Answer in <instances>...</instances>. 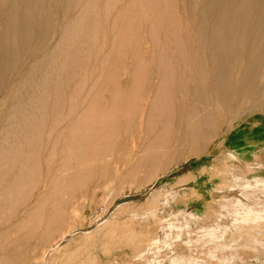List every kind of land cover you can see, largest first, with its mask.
<instances>
[{
    "label": "rangeland",
    "instance_id": "374dc122",
    "mask_svg": "<svg viewBox=\"0 0 264 264\" xmlns=\"http://www.w3.org/2000/svg\"><path fill=\"white\" fill-rule=\"evenodd\" d=\"M6 1L7 0H0V4L4 5L6 4ZM62 1L64 0H53L52 12L56 17V29L54 30L56 37L55 39L53 37L46 40V46L48 48L50 47V49L54 48L55 45L59 42L61 31L64 25L73 17H75L80 9L78 7L76 8V10L74 9L66 13L62 5ZM84 1L85 0H83V2ZM181 1L183 0H180V2ZM236 1L238 0H230V3L234 5L233 2L236 3ZM54 2L56 3L54 4ZM128 3H130V0H97V30L95 31V33H97V36L95 37L96 34L94 35L92 33L91 38L89 39L90 41L88 40L85 43L86 45H84V49L87 50L85 56L86 54H88V56L90 55L89 58L91 57V59H84L86 63L85 66L88 64L89 69L88 65L87 68L84 67V70H86V72H82L83 76L79 75L78 77H76L72 82H70L69 85L66 86L64 90L65 112L69 110L71 104H75L77 106L76 113L80 111L84 112L87 107L90 108L91 106H94V108H91L95 110L92 111L91 108L90 110L87 109L88 112H86V114L89 113V115L93 117H91L92 119L90 118L91 121L96 122L99 117L101 120H98V125L95 122H90V120L86 121L85 124L89 126L90 124H88V122H90V126H93L92 123H94L95 127H93V129L95 130L97 128L95 131H97V133L100 132L97 137L100 134L103 135H100L102 137H98L99 140L97 138L98 144H96L97 146H95L97 148L98 146H101V148H99L101 149L100 151L105 149L106 151L109 150L107 152L104 151L99 154L101 157L98 156V163L96 161V156L94 155V157L92 155L93 151L91 152L90 150L91 154L89 153V157L91 155L90 158L92 159H89V163L88 161L85 162V167L87 166V164H90V166H87L86 168L83 167L85 170H81L80 173H78L79 171L73 172L75 171L74 169L72 172H69L71 169H68L67 173L65 171V173L68 175L65 176V181L67 183L73 181L74 183L72 184L77 183L75 185H79L78 188L80 187V185L82 186L81 188H83H79L81 189L79 190L77 187H75V189L77 188L76 190H78L80 194L79 196H81V194L83 193V197H79L80 199L78 200V202L80 200L82 202L80 201L81 203L79 202L80 204H78L76 200L75 203L78 204V206L81 205L80 207L75 205V209L78 207L76 210H79L80 214H78L79 212L75 211L76 217H74V221L73 223H71L73 224V226H71L72 228L67 225V227L65 226L66 229L62 228L63 230H67V234L63 238L61 237V232H63L61 231L62 229L55 230L52 233L53 235L51 234V237L49 236V238L47 237L45 239L46 241H43L41 239L37 240V236L27 237L26 228L22 229L24 230V233L20 231L22 236H19L20 232L14 234L12 233L11 235H9V238L5 239L7 241L2 240V243L5 242L7 244L6 245L4 243L6 246H10L13 248L19 245H26L25 247H22V249L27 247L28 248L22 250L20 248L21 246L19 247L23 256L20 255V252L19 256L17 255L18 253L14 255L9 253L8 255L7 251L5 252L2 250L1 252L0 249V264H7L5 262L3 263V261L6 260L9 261L8 264H20L21 262V264H37L39 259L36 256H38L42 251L40 247L42 246L43 248V246H47L46 244H50V241L53 242L51 244H54V247L58 246V254H61H59L60 257L57 260L56 264H264V246L261 247L262 245L259 243L258 249H254L256 247L253 248L252 244L247 246L245 245L243 247V245H237L238 241L236 240L240 238V235H238V233L236 232L237 227L245 228L246 226L250 225V223L256 218H259V222H262L264 218V82H262L260 79L258 80L257 78V80L253 81L250 84L241 85L237 90H235L236 96L233 95V97L228 101H226L224 98L223 103L219 102L216 98H213V102H211V110H213L212 113L214 118L213 126H207L209 123L207 125L201 124L202 126L199 128L200 132L196 134L191 133V125L186 122L187 120L184 121L183 119V117L185 116L184 113H186L187 109V101H192V99H194L193 101L195 102L193 103L192 101V105H196L197 102V95L195 97L196 92L194 93V90H192L194 87V83L193 81H191L192 84L190 82H187V85L190 86V89H178L179 91H176L174 98L175 104L177 105V115L179 117H182L181 119L183 121L179 119V117L175 118L176 120L170 119L166 122L164 121V119L159 120L160 117H157V114H159L160 112H155L156 110L158 111L159 106V100H157L159 99V97H157L158 92L156 88H158V86L161 84L160 79H164L162 73L163 68H160L159 64V53L161 51V48L163 47H161L163 43L160 42H163V37L161 34L160 39L162 41L158 39L159 36L155 39H150L147 37V40L145 41V37H143L145 35H142V40L144 41L142 42V44H139L140 54L138 55V53L136 52L138 55L136 57L134 54L135 47L130 42L131 29L130 19L128 18L131 17L132 9L128 8ZM184 3L188 4L187 0L181 2L182 7H180V13L181 10H184ZM185 7L187 8V6ZM187 9L189 10V8ZM185 10L181 13L184 18H186L187 15L189 17L193 15V13L189 12L190 10ZM184 12H186L187 15H185L186 13ZM139 14L141 15L140 9ZM142 15L141 18L142 20L144 19L142 23L146 25V19L142 17ZM252 15V17H255V21L254 19L251 20V16H249L248 21L252 24H255L257 22V14L255 12ZM142 23H140V26L145 34L147 33V31L145 29V26H142ZM251 23H248V25H250ZM58 24L62 27L60 26V28H58ZM255 25H257V23ZM255 25L251 26L254 27ZM90 42L91 44L89 45ZM93 43L95 44L93 45ZM185 43L187 46L190 44V46L193 48L191 49L190 46H188L189 52L192 53L191 57L196 56V54L201 52L200 49L195 47L196 45L193 44V41L190 42L189 40H187V42L185 41ZM168 48L169 50H171L170 48L173 47L172 45H168ZM193 52L195 53V55ZM38 56L41 57L42 54L40 53ZM38 56L36 59L33 58L31 60H26L25 62L27 63L24 64V67L20 72H16L10 75L12 77H9V79H7L8 81L6 80L7 82H5L6 85L4 84V87L2 86L0 92V101L2 98H7L15 88L14 86L19 84L20 80L22 81V79H24V74L39 58ZM57 57L58 63L56 65H53L55 70H53L55 72V74L53 75L55 76H53L51 80H54L55 77H57V75L59 74L60 71H58V69L56 68L59 67V63L64 60L65 52L57 51ZM32 60L35 61L33 62ZM87 60H89V62ZM145 69H148L149 72ZM88 71L89 73L87 75ZM144 74L148 75L149 77H146ZM150 76L154 81L150 79ZM170 77L168 76V78ZM182 77H184V79L189 78V76ZM13 83L15 85H13ZM92 85L94 86L93 88ZM130 85L132 88L130 87ZM81 87L83 90L81 89ZM133 87L136 88L133 89ZM117 91L118 93H116ZM53 92L54 91L50 90V100L54 98V96H57L55 95L57 93L54 94ZM74 94L75 99L70 98ZM150 94L154 95L150 96ZM84 97H86L87 99L84 100ZM68 98L70 100H68ZM119 99H121L120 102ZM132 99L133 101H135L132 102ZM185 99L187 100L185 101ZM73 100L77 102L72 103ZM112 100L113 102L115 101L116 107L115 105L113 106L115 108L118 107V109H115V113L113 114V116L112 111L114 110V108L112 109L113 106L110 107L113 103ZM147 100H149L148 102L150 103H154V105L146 103ZM176 101L179 103V107L182 105V109L181 107H178V103ZM8 103L10 104V102L7 101L6 104L8 105ZM123 103L125 105H122ZM84 104L86 105L84 106ZM136 104L137 107H139L138 109H140L142 106L145 107V105L143 104H146L147 108L145 107V111H143V107L142 110H138L136 109ZM204 104L208 106L207 102H205ZM5 105L0 106V108H3ZM149 105L153 107H151L153 110L149 107ZM155 105L156 107H154ZM220 105L221 107H219ZM105 106H107V108H105ZM123 108L126 112L122 110ZM106 109L111 112V114L109 112V114L107 115L111 116L112 118L104 115L105 112H107L105 111ZM178 109H180L181 112L178 111ZM100 110H104L105 112H101V114L99 115L98 112L100 113ZM130 110L131 112L129 113ZM116 111L119 112L117 113ZM122 111L124 113H122ZM136 111L138 113L142 112L144 114L142 120L138 119L141 117L136 113ZM90 112H94L96 114H90ZM202 112L204 113V110H202ZM76 113L69 116L64 122H62L59 125L60 128L67 125L68 121L70 122L73 118H75ZM133 113L135 114V116L132 117ZM180 113L184 116L180 115ZM97 114L99 115V117ZM101 116L107 117H104V119L109 122L107 123V125L109 124L108 127L117 126L118 130L115 129V135H119L121 133L118 138L116 136H111L114 135L115 130L111 132L114 127L112 129L106 128V122H104V120L102 119L103 117L101 118ZM108 117L111 119L109 120ZM114 117L117 120L114 119V121ZM127 117L131 118L129 119ZM178 119L179 122H176L178 121ZM161 121H164V123H162ZM151 123H153V125ZM100 126L104 127V129H101V131L99 129ZM137 126L140 127L138 128ZM149 126H151L152 128ZM136 127L138 129H136ZM109 130L111 132H109V134L111 135L107 133V131ZM102 131L104 133H107L108 135L106 134L105 136ZM150 132L152 133V135ZM93 133V131H90V134ZM160 133L161 135L167 134V136H165V138L162 137L160 141L159 138L157 141H155L157 139V135ZM161 135H158V137H160ZM104 136L108 141L106 140V138L103 139ZM107 136H111L113 138L112 141L115 144L111 142L112 138H109ZM100 138L103 140H100ZM116 138L119 140H117ZM196 138L198 141H195ZM104 140L106 142H104ZM107 142H110L108 143L110 145L113 144L112 146L116 145L115 147L120 145L119 149L118 147L116 149L114 147V149H118L119 152L115 151L113 147V150H111L110 146L109 148L107 146L105 147V145H108ZM157 142L159 145L158 147L161 146L162 148L159 153H156L157 150H153L157 145H155L154 143ZM145 143H147L148 145ZM140 144L142 146H140ZM149 144L152 145L149 147ZM58 145L57 154H59L53 156L54 160L58 161L57 163L55 162V164H60V162L62 163L61 158L62 156L66 155V152L63 151L62 143L60 142ZM153 146L154 148H152ZM131 147L134 148L131 150ZM121 148L123 149V151ZM148 148L149 150H147ZM151 148L152 150H150ZM143 149L145 151L144 153L141 152V150L143 151ZM163 149L164 151H162ZM129 150L130 153L128 154L127 151ZM137 150L139 152H137ZM115 153L118 156H116ZM224 153L226 157L222 155ZM42 154V158L45 159L44 155L46 153L44 152ZM138 154L139 156H135ZM45 156H47V154ZM133 156L136 158L134 159ZM219 156L223 157L224 159H221ZM227 156L230 159H228ZM44 159H42L41 161L43 175L41 180H44L45 176L47 175L46 173H48V168L46 169L48 163H46V160L44 161ZM134 160L137 161L135 162ZM217 160L219 161V165H217ZM225 160L230 161H227L226 165L223 163L220 164ZM79 162L80 161H76V159H74L71 160L70 164H72V166H76L78 164L79 166H81ZM53 163V166H57ZM150 163L151 165L149 166ZM228 163L232 164L230 165ZM91 164H95L94 167ZM116 164H121V166H123L122 164H124L123 168L118 172L119 174H115V169L111 168L112 166H117ZM82 165H84V163ZM100 165L104 169L105 167H108L107 172L104 171L103 168L99 167ZM131 165L134 168L131 167ZM210 165L212 167L209 169ZM227 165H229L228 169H226ZM232 165H235L236 169L232 170V168H230L232 167ZM126 166H128L129 168H127ZM214 166L215 169H213ZM91 167V173L93 172V175L90 173ZM124 167L128 169L127 172H125L126 170L124 169ZM108 169H110V171H108ZM129 169L131 170L129 171ZM220 169L223 172H221ZM225 169L230 170V172L232 171L231 173L229 171L227 172L229 173V177ZM210 170H216L215 173L217 172V174L213 172L212 175V172ZM100 171L102 173H100ZM133 171H135L134 175H127L128 172L129 174H133ZM233 172L235 173L234 175ZM76 173H78L79 175ZM219 174H221L222 176ZM90 175L93 178H91ZM103 175H105L106 177H103ZM74 176L77 180H72L73 178H75ZM230 176H236V182H241L240 180L242 179H244L245 181H250L251 186L249 185V189H246L248 187L247 184H236L235 181L232 182V180H234V177L232 178ZM68 177L72 181H70ZM79 178L83 179L81 180ZM113 179L114 181H112ZM39 185L40 188L35 189L33 192L34 195L31 198V203L36 201V197L43 190V183L40 182ZM39 189L40 191H38ZM52 196L51 199L54 196H58V194L54 195L53 197ZM230 199L232 200V203H226V201ZM46 203L48 204L45 205V207L47 206L48 208L46 207V209H49L51 207V200L49 199L48 201H45V204ZM15 205L16 203H9L6 213L10 212L11 214V210L16 211ZM13 212L12 214L14 215V213L16 212ZM258 214L259 217H257ZM3 221L5 220L0 218V223ZM8 224V222H5L3 226ZM109 225L118 228L116 229L117 231L115 230L114 232H112V230H110V227H108ZM133 232H139L140 234L139 236L137 235L138 237L135 236L132 238ZM23 234L26 236H24ZM18 236L21 238L23 237L24 239H19ZM218 236H223L222 240H225L224 242H231L232 239L236 241H234V243H231L233 245L229 248H216L214 237L219 238ZM16 237H18V240L16 239ZM262 237L264 238V234L259 235V242ZM139 238L141 241L139 240ZM25 239H28V242ZM240 239H242L241 241H239L241 243L246 241L253 243V241L245 240V237ZM16 240V243L18 245H15L16 243H14V241ZM139 242L146 245L145 252L141 253L140 255L135 253V248H137V244L139 245ZM19 248H15L16 251H19ZM49 253L51 254V252ZM49 253L46 255V260L48 261L51 260L49 259V257L52 256V254L50 255ZM1 255H3V258L1 257ZM15 255L17 257H14ZM147 257L153 258V262L145 261ZM5 258L7 259L3 261L1 260Z\"/></svg>",
    "mask_w": 264,
    "mask_h": 264
},
{
    "label": "bare ground",
    "instance_id": "6f19581e",
    "mask_svg": "<svg viewBox=\"0 0 264 264\" xmlns=\"http://www.w3.org/2000/svg\"><path fill=\"white\" fill-rule=\"evenodd\" d=\"M183 1H181V2H183ZM62 2H63L62 5H63L66 13H68L69 11H72L74 9L76 10V8H78V7L80 9H79V12L77 13V15L75 17H73L69 22H67L64 25V27L62 28V31H61L60 40L55 45V47L52 49H50V47L48 48L46 46V44H47L46 40L49 38H53V37L55 39V37H56L55 32H54V30L56 29L55 28L56 17H55V14H53V12H52L53 0H7L6 4H4V5L0 4V92H1L2 86L4 87V84L6 85L5 82L8 81L7 79H9V77H12L10 75L13 73H16V72H20L23 69L24 64L27 63V62H25L26 60H28V59L31 60L33 58L36 59L40 53L42 54L41 57L38 56L39 58L36 61L32 60L33 62L34 61L35 62H34V64L31 63L32 65L30 66L28 71H26V73L24 74V79H22V81L20 80V83L17 84L16 86H14L15 87L14 89L12 88L13 90L8 95L7 98H2L0 101V106L5 105L7 101L10 102V104L8 103V105L6 104L3 108H0V123H1V128H0V218L5 220V221L0 223V249H1V252H2V250L5 252L7 251L8 255H9V253H11L13 255L18 253L17 255L19 256V252H20V255L23 256V254H21L20 248L22 249V247L26 246L25 244L21 243L25 246L19 245V246H15L13 248L10 246H6L7 244L5 242L4 243L6 245L4 243H2V240L9 238V235H11L12 233L13 234L19 233L20 231L23 232L24 230H22V229L26 228L27 237L28 236L29 237L37 236L38 237L37 240L41 239L43 241H46L45 239L47 237L49 238V236L51 237V234L55 230L65 228L66 225L70 226V227L73 226V224H71V223H73V221H74L73 219H74V217H76V212H75V211H77L76 209L81 206V205L78 206V204H80L82 201L80 200L81 202L79 201L80 202L79 203L78 200L80 199L79 197H81V196L83 197V195H82L83 193L81 192L82 194H81V196H79L80 194H79L78 190H76L79 185L76 186L75 184H77V183L72 184V183H74L72 180H74V179L77 180L75 176H74L75 178H73L72 180L69 178L70 176L68 177V179H70V181H72V182L67 183L65 181V178H66L65 176H68L66 173L68 172V169H71L69 172H72L74 169L75 171H73V172L79 171L78 173H80L81 170H85L84 168H86L87 166H90V164L89 165L87 164V166L85 167V164H86L85 162L88 161V163H89V159H92V158H90L91 155L89 157L90 150H91V152L93 151L92 155L96 156V161H97L98 156L101 157L99 154L106 151V149L100 151L101 149H99V148H101V146L100 147L98 146V148L96 147L97 146L96 144H98L97 142L99 140L98 137H102L103 135L100 134L102 136L99 135L97 137V135L100 132L97 133V131H95L97 128L95 130L93 129V127H95L94 123H92L93 126H90L91 125L90 122H95V121L90 120V118L92 116H90L89 113L86 114V112H88L87 109L90 110V108L91 107L94 108V106L90 105L91 107L90 108L87 107V109H85V107H84V109H85L84 112L80 111V112L76 113L77 106L75 104H71V106L69 107V110H67L66 112L64 111V105H65L64 90H65L66 86L69 85L70 82H72L76 77H78L79 75L83 76V73H82L83 71L86 72V70H84V67L87 68L88 64L85 66V64H86L85 58L88 59L90 55L88 56V54H86V56H85V53L87 52V50L84 49V45H86L85 43L91 38L92 33L94 35L96 34L95 37L97 36V33H95V31L97 30V0H85L84 2H83V0H64ZM181 2H180V0H130V3H128V5H127L128 8L132 9L131 17L128 18V19H130V29H131V36L130 35L129 36H130L131 44L135 47V50H134L135 53L134 52L133 53L137 57L140 54L139 44H142V42L144 41V40H142V35H145V36H143V37H145V41L147 40L146 39L147 37L150 39L151 38L155 39L158 36H159L158 39L160 41H162L160 39V36L162 34L163 42H160V43H163L161 45V47L163 46L162 47L163 49L161 48V51L159 53V55H160V58H159L160 63L159 64H160V68L161 67L163 68L162 73H163L164 79L163 80L160 79L161 84L158 86V88H156L157 92H158L157 97H159V99H157V100H159V106H158V111L156 110L155 112H157V113L160 112L159 114H157V117H160L159 120L164 119L165 122L167 120L169 121L170 119L178 118L179 116L177 115V111H176L177 105L175 104V100H174L176 91H179L180 89L182 90L185 88L190 89V86L187 85V82L191 83V81H193L194 87L192 86L193 87L192 90H194V93L196 92L195 97L197 95L196 105L191 104L194 99H192V101L188 100L187 106H186V108H187L186 113H184L185 116L182 115L181 113H180V115L184 116L183 117L184 121L187 120L186 122H188V124L191 125V128H192L191 133L196 134V133L200 132L199 128L202 126L201 124L207 125L209 123L207 126H210V127L213 126V123H214L213 119L214 118H213V113H212L213 110H211L212 109L211 102H213L212 101L213 98L214 99L216 98L219 102L223 103L224 98L226 101H228L233 97V95L236 96L235 90H237L241 85L250 84L253 81L257 80V78H258V80L260 79L262 82H264V0H238V1H236V3L233 2L234 5L231 4L232 1L230 3V0H187L188 4H186V3H184V4H185V6H187V8H189L190 11L183 4L182 5L184 7V10L186 8V10L193 13V15L191 16V14H190L191 17H189L187 15V13L184 12V13H186L185 15H187L186 18H184L183 15L181 14L184 10L183 11L181 10V13H180V9H181L180 7H182ZM55 3L56 2H54V4ZM139 9L141 11V15L143 13L142 17H144L146 19L145 20L146 25H144L142 23L144 21V19L142 20L141 15L139 14ZM54 12H55V10H54ZM255 12L257 14V16H256L257 25H255L256 23L252 24L251 22L248 21L249 16H251ZM252 16H251V20H253L255 18ZM254 21H255V19H254ZM140 23H142V26L143 25L145 26L147 33L144 34V31H142ZM248 23H251V24L248 25ZM251 25H255V26L252 27ZM60 26L61 25H59L58 28H60ZM141 31H142V33H141ZM187 40H189L190 42L193 41V44L196 45L195 47L200 49V51H201L198 54H196V56H193L195 58L191 57L192 53L189 52V48H188V46H190V44L187 46L185 43V41L187 42ZM95 43H93V45ZM90 44H91V42L89 43V45ZM93 45H92V47H93ZM168 45H170V46L172 45L173 48H170L171 50H169ZM190 48L193 49L191 46H190ZM191 49H190V51H191ZM57 51L65 52V58H64V60H62L59 63V67L56 68L60 72L57 75V77H55L54 80L52 79L53 80L52 81L51 78L53 76H55V75H53V74H55V72H54L55 70H54L53 65H56L58 63ZM136 52L138 53V55ZM194 55H195V53H194ZM89 59H91V57ZM87 61L89 62V60H87ZM132 67H133V65H132ZM158 68H159V65H158ZM88 69H89V65H88ZM145 70L148 71V69H145ZM56 73H57V71H56ZM88 73H89V71L87 72V75H88ZM146 74H144V75L147 77L149 75V73H148V75H146ZM168 76L169 77L171 76V77L168 78ZM182 76H185V77L189 76V78L184 79V77H182ZM160 77H162V76H160ZM150 79L152 80L151 76H150ZM152 81H154V80H152ZM75 82H76V80H75ZM144 83H145V81H144ZM13 85H15V84L13 83ZM93 85H95V84H93ZM93 85H92V88L94 87ZM130 87H131V85H130ZM135 88L133 87V89H135ZM151 88H152V86H151ZM81 89H82V87H81ZM50 90L54 91L53 92L54 94L57 93V94H55L57 96H54V98H52L51 100H50V97H51L50 96ZM118 91H119V89H118ZM118 91L116 93H118ZM225 91H227V92H225ZM128 92H129V90H128ZM134 92H135V90H134ZM151 95H154V94H150V96ZM146 96H148V95H146ZM74 97H75V94L70 98L75 99ZM195 97H193V98H195ZM116 98H115V100H116ZM83 99L85 100L87 98L84 97ZM68 100H70V99L68 98ZM120 100L121 99H119V102H120ZM145 100H146V98H145ZM186 100L187 99H185V101ZM134 101L132 99V102H134ZM142 101H143V99H142ZM148 101L149 100H147L146 103H150ZM74 102L76 103L77 101L73 100L72 103H74ZM86 102H88V101H86ZM95 102H96V100H95ZM112 102H113V100H112ZM194 102L195 101H193V103ZM205 102L208 103L207 104L208 106H206L204 104ZM219 102H218V105H219ZM150 104L154 105V103H150ZM184 104H185V102H184ZM85 105L86 104H84V106ZM93 105H94V103H93ZM113 105H115V101L112 103V105L110 107H112ZM122 105H125V104L123 103ZM143 105H145V107L147 108L146 104H143ZM218 105H217V107H218ZM97 106H96V108H97ZM115 107H116V105H115ZM115 107L114 106L112 107V109L114 108V110L112 111V116L115 113V109H118V107L117 108H115ZM136 107H137V104H136ZM142 107L140 108L141 110H142ZM145 107H143V111H145L144 110ZM149 107L151 108L152 106L149 105ZM154 107H156V105ZM178 107H179V103H178ZM180 107L182 109V105ZM219 107H221V105ZM103 108H104V106H103ZM105 108H107V106H105ZM133 108H131V109H133ZM138 108L139 107H137L136 109H138ZM140 109H138V110H140ZM93 110H95V109H92V111ZM120 110H121V107H120ZM122 110H124V108ZM152 110H150V111H152ZM202 110H204V113L202 112ZM105 111H107L108 113ZM105 111L100 110V113L98 112V114L100 115L101 112H103V113L105 112L104 115H107L110 112L107 109ZM178 111L181 112L180 109H178ZM130 112H131V110L129 111V113ZM75 113H76V117L75 118L72 117L73 119L70 122L68 121L67 125L62 126L60 128L59 125L62 122H64L69 116H71ZM91 113H94V112H90V114ZM122 113H124V112L122 111ZM136 113L139 114L141 117L138 119L142 120L144 114L142 112H141L142 114L138 113L137 111H136ZM94 114H96V113H94ZM94 114H92V115H94ZM110 114H111V112H110ZM99 115H98V117H99ZM107 116H109V115H107ZM129 116H130V114H129ZM133 116H135L134 113H133L132 117ZM104 117L105 116H101V118L104 120V122H106L105 125H107V123H109V122H107L104 119ZM109 117H111V116H109ZM115 117L113 118V120L117 118V117L116 118ZM105 118H107V117H105ZM111 118H109V120ZM119 118H120V116H119ZM127 118L130 119L131 117H127ZM181 118L182 117H179V119H181ZM96 119H94V120H96ZM99 119H100V117L95 122L97 125L99 124V121H98ZM149 119H151V118H149ZM179 119L176 122H179ZM89 120H90V122H88V124H90V125L88 126L85 124V122L89 121ZM97 121H98V123H97ZM136 121H137V119H136ZM164 121L163 122L161 121V122L164 123ZM100 122H103V121H100ZM153 123H151V124L153 125ZM180 123H181V121H180ZM108 125L105 127L109 128V129H112L114 127L111 132H113L115 129L118 130L117 126L108 127ZM159 125H161V124H159ZM101 126L99 128L100 131H101V129L102 130L104 129V127H101ZM146 126H145V128H146ZM151 126H149V127H151ZM154 126H157V125H154ZM137 127H136V129H138L140 126L138 128ZM164 129H165V127H164ZM116 130L114 132V135L109 134L110 130L107 131V133L111 136H116L118 138V136L121 135V133L119 132L120 133L119 135H115ZM90 131H93L94 133L90 134ZM153 131H155V130H153ZM141 132H143V131H141ZM107 133L103 132V134L105 136ZM117 133H118V131H117ZM123 133H125V132H123ZM167 133H169V132H167ZM151 135H152V133H151ZM158 135H161V133ZM158 135L156 137L157 139L154 137L156 139L155 141H157L158 138L160 141V139L162 137L165 138V136H167V134H162L160 137H158ZM105 136L103 137V139L106 138ZM198 136H199V134H198ZM107 137H109V136H107ZM97 138H98V140H97ZM103 139L100 138V140H103ZM106 140H107V138H106ZM112 140H113V138L111 139V142L113 143ZM117 140H119V139H117ZM125 140H127V139H125ZM196 140H197V138L195 139V141ZM60 142L62 143L63 151L66 152V155L62 156V158H61L62 163L60 162V164L59 163L55 164V162L57 163L58 161H55L53 156L59 154V153L57 154V152H58L57 145ZM104 142H106V141L104 140ZM116 142H118V141H116ZM158 142L154 143L155 145L157 144L155 149H153V150H157L156 153H159L160 150L162 149L161 146L158 147L159 146ZM161 142H162V140H161ZM164 142H163V145H164ZM108 143H110V142H107V144ZM113 144H115V143H113ZM145 144H147V143H145ZM152 144H149V147ZM112 145L108 144V145H105V147L107 146L109 148V146H110L111 150H113L116 145L115 146H112ZM136 145H138V144H136ZM119 146L120 145L117 146L118 149L120 148ZM140 146H142V145L140 144ZM154 146L152 148H154ZM112 147H113V149H112ZM117 147H115V149ZM133 148L134 147H131V150ZM152 148L150 150H152ZM118 149L115 151H118ZM144 149H143V151L141 150V152L144 153L145 152ZM60 150H61V148H60ZM111 150H110V152H111ZM147 150H149V148ZM63 151H62V153H63ZM107 151H109V150H107ZM122 151H123V149H122ZM162 151H164V149ZM44 152L47 154V156H45L46 154L44 155L45 159L42 158V155H43L42 153H44ZM127 152L129 154L130 150ZM137 152H139V151L137 150ZM154 153H155V151H154ZM112 154H114V153H112ZM115 155H116V153H115ZM222 155H224V157H226L225 153ZM116 156H118V155H116ZM135 156H139V154L135 155ZM228 156H227V158H228ZM133 158L135 159L136 157L133 156ZM137 158H139V157H137ZM148 158H150V157H148ZM220 158L222 159L223 157H220ZM227 158H225V159H227ZM42 159H44V161L46 160L45 162L48 163L47 164L48 166L46 167V169L48 168L47 169L48 173H46L47 175L45 176L44 180H41L42 176H43L42 175V162H41ZM74 159H76V161H80L79 163L81 164V166H79V164L76 166L75 165L72 166V164H70V162H71V160H74ZM103 159H101V160H103ZM126 159H128V158H126ZM146 159H147V157H146ZM160 159H161V157H160ZM228 159H230V158H228ZM98 160H100V159H98ZM158 160H159V157H158ZM227 161L229 162L230 160H227ZM227 161L226 160L223 162L220 161L221 162L220 164L223 163L226 165ZM94 162H95V160H94ZM218 162L219 161L217 160V163ZM52 163L57 165V166H53ZM76 163H78V162H76ZM83 163H84V165H82ZM97 163H98V161H97ZM228 164L231 165L232 163H228ZM91 165L94 167L95 164H91ZM122 165L124 166V164H122ZM132 165H131V167H133ZM150 165H151V163L149 164V166ZM217 165H219V163ZM123 166H121V164H119L117 166H112V167L110 166V167L112 169H115L114 170L115 174H119L118 172L120 171V169L123 168ZM128 166H126V167L129 168ZM99 167H101V165ZM211 167L212 166L210 165L209 169ZM228 167H229V165H227L226 169H228ZM101 168H103V167H101ZM107 168L108 167H105V169L103 168L104 171L107 172ZM133 168H132V170H133ZM230 168H232V170L236 169L235 165H232V167H230ZM96 169H97V166H96ZM110 169H108V171H110ZM124 169L126 170L125 172L128 171V169H126L125 167H124ZM213 169H215V166L213 167ZM93 170H94V168H93ZM130 170L131 169H129V171ZM230 170H226V173L228 171L230 172ZM65 171H66V173H65ZM91 171H92V167L90 168V173H91ZM104 171H103V173H104ZM135 171H136V169H135ZM135 171H133V174H131V173L129 174V172H128L127 175H134ZM215 171L214 170L211 171L212 175H213V172L215 173ZM220 171H221V169H220ZM221 172H223V171H221ZM78 173H76V174H78ZM100 173H102V172L100 171ZM68 174H70V173H68ZM71 174H73V173H71ZM76 174H74V175H76ZM215 174H217V172ZM227 174L229 177V173H227ZM234 174L235 173L233 172V175ZM101 175H100V178H101ZM219 175H221V174H219ZM83 176H81V177H83ZM104 176L105 175H103V177ZM224 177H226V176H224ZM230 177H232V176H230ZM233 177L232 178L234 180L231 179L232 182L235 181L236 176H233ZM91 178H93V177L91 176ZM151 178H152V176H151ZM79 179L82 180L83 178H79ZM105 179H108V178H105ZM109 179H110V177H109ZM114 179L112 181H114ZM81 180H79V181H81ZM88 180H90V179H88ZM240 181L241 182H239V181L238 182L235 181V182H236V184H240V183L241 184H247L248 187L246 189H249V185L251 186L250 181H245L244 179H242ZM40 182L43 183L44 188L42 187L43 190L36 197V201L31 203V198L34 195L33 192L35 189L40 188L39 187ZM95 182H97V181H95ZM225 182H227V181H225ZM79 183H81V182H79ZM110 183H111V181H110ZM82 185H84V184H82ZM75 187H77V188L75 189ZM81 187L82 186L80 185L79 188H81ZM252 187H253V185H252ZM81 189H83V188H81ZM81 189H79V190H81ZM38 191H40V189ZM83 192H84V190H83ZM56 194H58V196H54ZM51 196L53 197L52 199H51ZM45 199L51 200V207L49 209H46L47 206L45 207V205H47L50 202L45 204V201H48ZM81 199H83V198H81ZM76 200H77L78 204H75ZM231 201H232L231 199L227 200L226 203H232ZM9 203H12V204L16 203V205H15L16 211L11 210V214H10L9 210H8L9 213H6V210L9 206ZM75 205L78 206L76 209H75ZM16 206H17V208H16ZM81 210H82V208H81ZM13 211L16 213H14ZM12 212L14 213V215L12 214ZM77 212H79V210ZM78 214H80V212ZM257 217H259V214ZM77 218H79V217H77ZM5 222H8L9 224L3 226V224ZM108 227H110V230H112V232H114L116 229H118V228L113 227L112 225H109ZM61 231H63V232H61ZM61 231H60L61 235H62L61 237L63 238L66 236L67 230L62 229ZM236 232L238 233V235H240V238L245 237L246 238L245 240L253 241V243L247 242V241L241 243L239 241H241L242 239H240V238L236 239L235 238L238 241L237 245H243V247H244L245 245L247 246V245L252 244L253 248L256 247L254 249H258L259 243L262 245L261 247L264 246V238L263 237L260 239V242H259V235L264 234V218H263L262 222H259V218H256L255 220H253L250 223V225L246 226L245 228L237 227ZM139 234H140L139 232H136V233L133 232L132 238L135 236L138 237ZM26 235H24V236H26ZM141 235H142V233H141ZM19 236H22L21 232H20ZM18 237H16V239ZM222 237L223 236L219 237L220 239L214 237V239H215L214 242H216V245H215L216 248H221V249L229 248L230 246L233 245L231 243H234V241H236V240L232 239L233 241L231 240V242H224L225 240L223 241ZM22 238L19 237V239H22ZM141 239H142V237H141ZM17 240L14 241V243H16ZM139 240H140V238H139ZM245 240H243V241H245ZM5 241H7V240H5ZM35 242H36V240H35ZM49 243L50 244H48V243L46 244L47 246H45V247L43 246V248H42V246L40 247L42 249V251L39 253L38 256H36L39 259L37 264H56L57 263V260L59 259L60 255H61L60 253H59L60 255L58 254V251H59V249L57 248L58 246L54 247V244H51V243H53L51 241ZM255 243H257V244H255ZM8 245H10V244H8ZM15 245H18V244L16 243ZM38 246H40V245H38ZM17 247L18 248L20 247L19 251H16L15 248H17ZM27 248H24V249H27ZM245 248H247V247H245ZM24 249H22V250H24ZM135 249H136L135 253L140 255L141 253L145 252L146 245L144 243L139 242V245L137 244V248H135ZM32 251H34V250H32ZM49 252H51V254H52V256L49 257V259H51L50 261L46 260V255ZM3 255H1V257ZM8 255H6V256H8ZM9 257H11V256H9ZM14 257H17V256L15 255ZM6 259L7 258L1 259V260L3 261ZM9 259H11V258H9ZM149 259H150V261H149ZM153 260H154L153 258H148V257L145 259V261H148V262H153ZM225 261H226V259H225ZM4 262L8 264L9 261L6 260V261H3V263ZM91 264H94V263H91Z\"/></svg>",
    "mask_w": 264,
    "mask_h": 264
}]
</instances>
